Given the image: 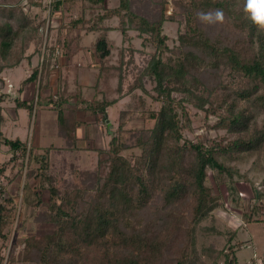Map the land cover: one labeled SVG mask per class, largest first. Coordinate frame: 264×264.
<instances>
[{
    "label": "trees",
    "instance_id": "trees-1",
    "mask_svg": "<svg viewBox=\"0 0 264 264\" xmlns=\"http://www.w3.org/2000/svg\"><path fill=\"white\" fill-rule=\"evenodd\" d=\"M23 1L0 0V81L5 69L42 54V61L25 80L39 83L41 89L44 76L48 79L58 65L59 89L50 94L48 103L59 110L57 132L65 145H50L37 152L32 143L0 130V143L12 154L0 163V264H12L17 259L16 244L8 256L5 248L7 229L17 217L19 195H6L2 180L9 166L18 161H22L20 173L26 175V203L41 207L40 221L54 224L53 231L43 237H25L18 257L24 264L197 261L198 226L224 205L209 179L212 176L218 186L228 183L233 189L235 176H243L236 163L264 153V117L258 123L259 116H264V31L247 18L244 0H173L177 14L172 16L165 13L168 0H152L155 9H150L147 0H137L143 11L135 7L136 0H118L116 6H105L106 0H82L89 4L83 3L80 16H70L60 23L56 43L50 41L55 14L63 9L67 12L78 0ZM34 7L39 10L32 14ZM216 9L223 10L224 20L213 33L197 14ZM114 16L118 24L107 25L105 20ZM176 18L185 29L179 33V45L174 49L167 42L164 23ZM113 28L122 32L124 40L135 30L144 45L154 48L144 66L137 68L127 91L124 81L134 52L131 50L126 59L121 48L120 58L113 60L117 47L109 33ZM90 32L97 33L86 47L97 65V74L85 92L77 79L72 89L68 77H62V69L68 72L72 68L84 34ZM57 44L66 58L63 65ZM32 46L33 51L28 53ZM147 80L154 83L153 92L148 90ZM143 92L159 104L142 110L153 125L135 129L130 140L124 138L128 117L139 110L133 101L118 111V126L107 146L91 147L97 155L96 165L84 168L73 164L71 178H60L53 170L51 151L88 149L79 135L85 123L79 113L105 119L109 108L124 96H141ZM15 100L17 107L33 114L34 97ZM190 105L206 115H216L212 127L225 129L234 138L207 141L185 137L184 131L192 128ZM32 179H36L37 187ZM253 187L255 202L250 210L243 211L247 221L255 219L264 207V179L261 186ZM31 193L35 194L33 200ZM225 256V264H240L234 246Z\"/></svg>",
    "mask_w": 264,
    "mask_h": 264
},
{
    "label": "rangeland",
    "instance_id": "rangeland-1",
    "mask_svg": "<svg viewBox=\"0 0 264 264\" xmlns=\"http://www.w3.org/2000/svg\"><path fill=\"white\" fill-rule=\"evenodd\" d=\"M118 0H106L105 6H116ZM26 0L23 1V4ZM84 4L87 1L83 2ZM82 0H78L75 3H71V9L58 10L55 14L54 23L55 28L51 32L50 41L56 43L58 26L65 20L67 21L71 17H78L81 15L82 7L84 4ZM147 5L150 9H155V3L152 0H147ZM135 7L142 10L143 5H139V2L135 1ZM26 5L25 9L27 10ZM95 8V7H94ZM39 10L38 7L32 8V14ZM100 11V9H96ZM94 11V12H96ZM143 11V10H142ZM89 16H91V10H86ZM49 10L44 11L47 15ZM165 13L167 16L177 14L173 4V0H168L165 5ZM71 16V17H70ZM167 20L164 23V33L169 36L168 44L170 48H176L179 45V33L184 31V23L180 20ZM107 25L115 27L118 24V17L114 16L105 20ZM221 28V24H210L209 29L214 33ZM76 32V31H75ZM128 39H123V34L116 28L110 30V36L115 39L117 47L113 52V60L117 61L121 55L120 49L126 53V59L129 58L131 50L134 52V62L128 66L127 75L125 77L124 86L125 91L133 84L134 77L137 73V68H141L147 62L150 52L154 48L150 44L144 45L141 42V38L138 36L135 30L129 32ZM97 36V33L90 32L83 37L82 45L89 44ZM32 46L28 53L33 51ZM123 53V54H124ZM169 55V53H167ZM59 62L61 61V54L59 53ZM42 61V54H36L31 61L25 58L20 65L7 68L2 72L3 80L0 81V130H2L9 137L19 136L21 139L32 143L36 151H42L43 147L55 145L64 146L65 141L58 135V108L49 105L48 100L51 93L56 92L59 89L57 79L50 81L48 88L46 77L43 78V86L39 87V83H34L36 86L34 92V86L32 83L25 82L28 76L32 72L33 65ZM33 62V63H32ZM64 62V61H63ZM74 62H89L86 57V51L81 50L80 54L76 56ZM58 75L57 72H55ZM55 75V77H56ZM73 80V77L70 78ZM85 79V77H84ZM92 78H90L91 80ZM83 81V80H82ZM86 81V80H84ZM45 84V85H44ZM38 86V87H37ZM76 83H71V87L74 89ZM146 86L150 92H153L154 83L151 80L146 81ZM32 92L29 97H34V110L33 114L29 113V110L25 107H17L15 97L20 99H27V90ZM40 89V90H39ZM48 89V90H46ZM50 89V90H49ZM84 89V88H83ZM83 91L86 92V89ZM137 92H142L138 90ZM50 93V94H49ZM132 95V96H131ZM123 97L120 103L109 108V118L113 124L111 131H108L107 124L104 119H98L96 122H88L79 132L86 134L89 138V150L82 151H51V161L53 170L58 174L60 178L70 179L72 175L73 164H78L80 167L92 168L97 163V155L91 150V145L104 147L107 146L111 136L118 126V111L121 108H127L133 101L137 102L139 110L133 115L128 117L126 123V130L123 136L126 140H130L133 137V131L141 127H150L154 121L145 117L142 110L144 108L158 107V102L154 101L149 93L143 92V94L132 93ZM38 97L39 101H38ZM135 107V106H134ZM192 111V128L184 131V136L193 140H207L212 139L220 140L223 138L233 139L234 135L227 132L225 129L213 128L212 125L217 121V116L214 114L206 115L204 110L196 108L194 105H190ZM263 115L259 116L258 123L263 120ZM103 125H102V124ZM103 126V130H101ZM8 147L0 143V163L8 160L12 154L8 153ZM15 166H9L6 173L7 176L2 180L6 195L19 197L17 201V217L12 226L7 229L9 234V240L6 242L7 247L5 253L7 256L10 250L16 244L17 259L12 264H24L19 257V251L24 246V239L28 235H36L43 237L50 233L54 229V224L48 222H42L39 220V211L41 207H33L26 203L25 196L27 191L24 192L23 187L25 184V173L21 172L22 161L14 163ZM36 166V164H35ZM236 166L240 170L243 176L236 175L233 182V189L228 186V183H222L218 186L213 180L212 176L209 179V184L214 187L216 193L222 195L224 205L214 209L207 217L201 220L197 229L196 247L198 251V260L189 264H225L226 252L230 250V246H234L235 253L239 259L240 264H264V207L259 215H256L255 219L247 221L243 217L244 210H250L255 202L254 184L261 186V182L264 179V153L254 154L246 156L244 160L236 163ZM36 179H32L33 185L38 186L35 183ZM38 182V181H37ZM32 200L35 198V194H30ZM45 198H48V193L45 194ZM233 235V236H232ZM231 238V240H230ZM3 241H1L2 243ZM241 242V244H239ZM170 264V263H167Z\"/></svg>",
    "mask_w": 264,
    "mask_h": 264
},
{
    "label": "crops",
    "instance_id": "crops-1",
    "mask_svg": "<svg viewBox=\"0 0 264 264\" xmlns=\"http://www.w3.org/2000/svg\"><path fill=\"white\" fill-rule=\"evenodd\" d=\"M109 33H110V32H109ZM85 34H88V33H85ZM85 34H84V35H85ZM111 38H112V37H111ZM113 39H114V38H113ZM92 41H93V40H92ZM90 43H91V42H90ZM90 43H89V44H90ZM89 44L82 45L81 48L79 49V52L76 54V56H78V55L80 54V51H81L82 49L85 50V51H86V57H87V59H88L89 62H85V63H82V62H74V60H75V58H76V56H75L74 59H73V61L71 62V64H72L71 67H72V68H71L68 72H65V71L62 69V73H63L62 77L67 76L70 84H71V83L74 84L75 79H77V80H78V85H79L80 87H82V89H83V88L86 89L88 86H90L91 84H93L94 79H95V76H96V74H97V65H96V63H95L94 60H93V56L91 55V52H90L89 50L86 49V47H87ZM57 46H59V44H57ZM35 56H36V55H34L33 58L30 60V63H31V61L34 59ZM62 60H63L64 62H63ZM61 61H62V62L60 63V65L65 64V63H66V58H65L64 56H62V57H61ZM32 63H33V62H32ZM36 65H37V64L33 65V67L36 66ZM66 70H68V69H66ZM55 72H57L58 75H56ZM55 75H56V77H55ZM60 75H61V73H60V68H59V66L57 65V66H55V68H53V69L51 70L50 76H49L48 79L46 80V81H47V86H46V88H48V85H49L50 81L55 80V78L57 79L58 84H59V83H60ZM71 77H73V80L70 79ZM84 77H85V79H84ZM90 78H92V79L90 80ZM82 80H83V81H82ZM84 80H86V81H84ZM29 83H32V84H33V86H34V92H35L36 86H35L34 82H29ZM37 87H38V86H37ZM71 88H72V87H71ZM72 89H73V88H72ZM84 89H83V90H84ZM46 90H48V89H46ZM49 90H50V89H49ZM31 93H33V92H32V89H31V90H27V99H32V97H29V95H30ZM49 94H50V93H49ZM15 98H16V97H15ZM122 99H123V98H122ZM122 99H121V100H122ZM121 100L119 101V103L121 102ZM79 117L82 118L83 120H85L84 125H86V123L91 122V121H93V122H96V121H97L94 117H91V116L85 117V115H84L82 112L79 113ZM101 124H102V123H101ZM84 125H83V126H84ZM102 125H103V124H102ZM83 126H82V127H83ZM82 127H81V128H82ZM102 127H103V126H101V130H103ZM79 135H80V137L83 138V144H85V145L87 146V148H89L90 145H89L88 143H89V138H90V137H88L86 134L81 133V132H79ZM92 146H94V145H91V147H92ZM86 150H89V149H86Z\"/></svg>",
    "mask_w": 264,
    "mask_h": 264
},
{
    "label": "clouds",
    "instance_id": "clouds-1",
    "mask_svg": "<svg viewBox=\"0 0 264 264\" xmlns=\"http://www.w3.org/2000/svg\"><path fill=\"white\" fill-rule=\"evenodd\" d=\"M244 13L251 23L260 31H264V0H244ZM197 18L205 24L223 22L224 12L221 9L215 11L200 12Z\"/></svg>",
    "mask_w": 264,
    "mask_h": 264
},
{
    "label": "water",
    "instance_id": "water-1",
    "mask_svg": "<svg viewBox=\"0 0 264 264\" xmlns=\"http://www.w3.org/2000/svg\"><path fill=\"white\" fill-rule=\"evenodd\" d=\"M104 120H105V123L107 124L108 131L110 132L111 131V127L113 126V124H112V122H111V120L109 118V114L108 113L105 114V119Z\"/></svg>",
    "mask_w": 264,
    "mask_h": 264
},
{
    "label": "built area",
    "instance_id": "built-area-1",
    "mask_svg": "<svg viewBox=\"0 0 264 264\" xmlns=\"http://www.w3.org/2000/svg\"><path fill=\"white\" fill-rule=\"evenodd\" d=\"M59 51H60V47H59V46H57V54L59 53Z\"/></svg>",
    "mask_w": 264,
    "mask_h": 264
}]
</instances>
